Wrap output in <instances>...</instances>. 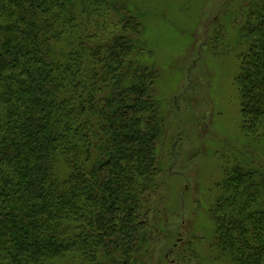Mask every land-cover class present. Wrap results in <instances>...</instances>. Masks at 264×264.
Wrapping results in <instances>:
<instances>
[{
  "label": "trees",
  "instance_id": "16d2710c",
  "mask_svg": "<svg viewBox=\"0 0 264 264\" xmlns=\"http://www.w3.org/2000/svg\"><path fill=\"white\" fill-rule=\"evenodd\" d=\"M127 8L0 0V264H153L145 201L164 119ZM251 8L233 81L240 129L264 150V0ZM232 155L213 186L209 258L264 264V160ZM175 249L167 264H183ZM184 257L203 264L192 245Z\"/></svg>",
  "mask_w": 264,
  "mask_h": 264
},
{
  "label": "rangeland",
  "instance_id": "374dc122",
  "mask_svg": "<svg viewBox=\"0 0 264 264\" xmlns=\"http://www.w3.org/2000/svg\"><path fill=\"white\" fill-rule=\"evenodd\" d=\"M117 1L139 19L143 53L137 58L158 72L152 99L164 119V142L154 188L145 201L155 235L153 264L174 262L176 255L169 250L187 254L190 245L203 264H226L209 258L214 235L210 206L223 156L248 153L254 161L264 160V150H256L240 129L233 81L242 21L257 0Z\"/></svg>",
  "mask_w": 264,
  "mask_h": 264
}]
</instances>
